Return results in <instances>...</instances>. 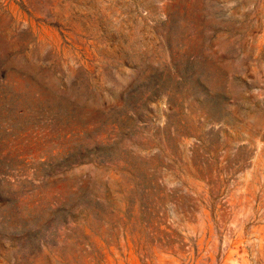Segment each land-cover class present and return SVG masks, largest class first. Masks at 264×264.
<instances>
[{"label":"rangeland","instance_id":"1","mask_svg":"<svg viewBox=\"0 0 264 264\" xmlns=\"http://www.w3.org/2000/svg\"><path fill=\"white\" fill-rule=\"evenodd\" d=\"M0 264H264V0H0Z\"/></svg>","mask_w":264,"mask_h":264},{"label":"bare ground","instance_id":"2","mask_svg":"<svg viewBox=\"0 0 264 264\" xmlns=\"http://www.w3.org/2000/svg\"><path fill=\"white\" fill-rule=\"evenodd\" d=\"M262 238V237H261ZM261 240V239H260ZM261 246V245H260Z\"/></svg>","mask_w":264,"mask_h":264}]
</instances>
